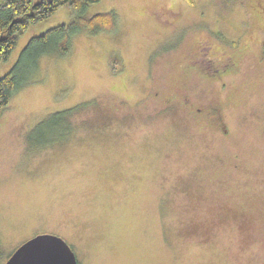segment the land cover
Masks as SVG:
<instances>
[{
	"label": "rangeland",
	"instance_id": "1",
	"mask_svg": "<svg viewBox=\"0 0 264 264\" xmlns=\"http://www.w3.org/2000/svg\"><path fill=\"white\" fill-rule=\"evenodd\" d=\"M104 11L113 30L43 54L0 116V264L38 233L79 264H264V0H100L84 17ZM73 17L31 25L0 76ZM79 104L66 138L30 139Z\"/></svg>",
	"mask_w": 264,
	"mask_h": 264
},
{
	"label": "trees",
	"instance_id": "2",
	"mask_svg": "<svg viewBox=\"0 0 264 264\" xmlns=\"http://www.w3.org/2000/svg\"><path fill=\"white\" fill-rule=\"evenodd\" d=\"M98 1L100 0H0V62L10 56L19 38L31 25L51 17L64 6L70 7L74 14L70 24H59L32 37L13 67L0 76V116L12 96L28 84L37 69L38 59L43 54H67L71 50L73 37L79 32L86 31L95 35L113 30L117 18L114 11L99 12L90 18L84 17L89 6ZM262 45L264 47V42ZM83 106L84 104H79L53 113L35 127L30 139L37 143L46 142L47 134L60 128L66 130L62 139L66 138L76 126L72 122L74 115Z\"/></svg>",
	"mask_w": 264,
	"mask_h": 264
},
{
	"label": "water",
	"instance_id": "3",
	"mask_svg": "<svg viewBox=\"0 0 264 264\" xmlns=\"http://www.w3.org/2000/svg\"><path fill=\"white\" fill-rule=\"evenodd\" d=\"M37 241H55L57 250L41 248L36 244ZM5 264H78V258L63 237L53 233H38L20 244Z\"/></svg>",
	"mask_w": 264,
	"mask_h": 264
},
{
	"label": "flooded vegetation",
	"instance_id": "4",
	"mask_svg": "<svg viewBox=\"0 0 264 264\" xmlns=\"http://www.w3.org/2000/svg\"><path fill=\"white\" fill-rule=\"evenodd\" d=\"M264 42V41H263ZM210 43H207L206 44V46H205V48L206 47H209L210 45H209ZM263 44V43H262ZM263 46V45H262ZM204 54H205V52H202L201 53V56L200 57H197V58H200V59H203V58H207L205 61H209V60H211L213 57H211L210 56V54H208V51H207V54L208 55H206V56H204ZM228 59L230 60V61H227V62H225V63H222V62H216V64H214V63H212V65H214L215 67H213L214 68V71L213 72H209L208 70H207V72L212 76V77H217V78H223L224 76H227V75H229L231 72V69H233V68H235L236 66V63L234 62V60L232 59V58H230V57H228ZM204 61V62H205ZM222 64H224V65H226V66H222ZM210 64H207V66H209ZM193 66H195V67H197V68H201V69H204V65H202V64H200L198 61L196 62H194V65ZM211 67V65L208 67V68H210Z\"/></svg>",
	"mask_w": 264,
	"mask_h": 264
},
{
	"label": "snow or ice",
	"instance_id": "5",
	"mask_svg": "<svg viewBox=\"0 0 264 264\" xmlns=\"http://www.w3.org/2000/svg\"><path fill=\"white\" fill-rule=\"evenodd\" d=\"M36 244L38 246H40L41 248H44V249H50L52 251H56L57 249H55V244L56 242L55 241H37Z\"/></svg>",
	"mask_w": 264,
	"mask_h": 264
}]
</instances>
